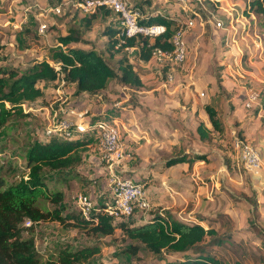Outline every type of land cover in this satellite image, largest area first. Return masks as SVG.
Returning a JSON list of instances; mask_svg holds the SVG:
<instances>
[{"label":"rangeland","instance_id":"1","mask_svg":"<svg viewBox=\"0 0 264 264\" xmlns=\"http://www.w3.org/2000/svg\"><path fill=\"white\" fill-rule=\"evenodd\" d=\"M10 1L0 0V71L23 69L39 60L52 64L49 49L57 45L58 37L74 30L82 42L71 47L94 50L113 70L117 69V61L126 57L143 86L135 89L111 80L97 97L88 98L75 94L74 86L66 83L59 87V94L57 85L42 84L43 96L24 106L29 115L0 128V177L5 184L26 175L30 145L45 143L51 137L62 138L61 133H44L52 125L51 107L59 118V105L86 111L80 119L70 118L69 113L67 118L74 125L81 120L114 122L124 159L113 167L112 175L128 177L144 186L149 210L136 211L127 222H144L156 212L171 220L200 223L214 229L218 236L232 235V243L216 252L223 264H264V167L257 174L246 172L231 147L233 133L240 136L233 125V105L243 106L249 91L258 95V102L250 109L244 107V111L250 115L247 117H256L264 124V108L260 106V98H264V59L255 50V43L264 45V15L244 13L247 0H219L218 10L207 0L205 10L189 0L187 7L200 13L202 23L197 20L193 28L184 29L185 61L179 68H169L173 81L167 83L152 64L141 67L136 63V51L116 53L115 47L108 44L106 28L120 27L115 14L98 11L83 17L75 10L74 0H47L49 8H59L60 14L30 8L19 18L17 12L5 15V4ZM15 2H21L19 10L23 12L27 0ZM130 2L144 17L166 16L177 20L176 24L191 17L190 12L182 10L179 0ZM210 13L215 15L213 24L207 22ZM216 21L224 28H216ZM41 27L43 32L39 31ZM233 98L238 101L233 102ZM205 106L216 111L223 136L212 130ZM199 124L210 130L209 140L199 139ZM83 137L64 135L72 141ZM89 138L77 165L68 170L44 169L41 173L48 190L61 194L59 207L63 215L81 212L80 197H87L94 207L108 202L109 162L97 141ZM181 155H205L206 160L191 166H165L168 159ZM42 206L52 209L55 205L43 202ZM24 227L30 229L42 261L55 258L65 247L77 250L92 246L100 248L91 259L94 264H173L179 260L169 254L154 255L141 246L135 255L124 251L130 242L124 241L119 231L99 238L58 222H25Z\"/></svg>","mask_w":264,"mask_h":264},{"label":"trees","instance_id":"2","mask_svg":"<svg viewBox=\"0 0 264 264\" xmlns=\"http://www.w3.org/2000/svg\"><path fill=\"white\" fill-rule=\"evenodd\" d=\"M104 13L108 14L109 11L104 10ZM244 13L264 15V0H247ZM145 20L147 24L164 25L165 32L152 40L127 39L116 49V53L124 51L126 47H133L139 58L148 62L154 49L172 50L170 39L177 28L175 21L160 15L146 17ZM262 26L264 28V22ZM118 33L119 29L114 30L110 26L106 28L104 34L111 47L115 45ZM81 42L82 39L74 30L57 38V45L48 52L49 60L58 64V70L48 61L39 60L23 69L0 71V128L13 119L27 117L29 112L25 111L24 106L41 98L43 93L40 86L53 83L60 75L66 85L74 86L75 94H85L88 98L97 97L111 80L135 89L143 86L136 69L126 57L120 58L117 69L113 70L94 50L70 46ZM166 69L167 67L161 69L163 78ZM260 99V106L264 108V98ZM204 111L212 130L223 136V127L216 111L210 106H205ZM196 133L200 140L207 141L211 132L199 124ZM88 139L87 135L77 141L51 137L45 143H34L27 152L26 175L9 184H5V180L0 177V264H94L91 259L100 252L99 246L77 250L65 247L56 253L55 258L42 261L34 239L29 234L30 229L24 227L25 222L31 225L58 222L63 227H73L99 238L110 237L119 231L122 239L130 242L124 251L133 255L141 246L154 255L164 253L176 256L179 260L173 264H223L216 252L232 243V235L218 236L214 229H206L200 223L171 220L156 212H151L146 221L134 224L127 222L126 219L130 216L116 219L103 212H92L88 219L82 217L80 212L63 215L62 208L59 207L62 202L61 194L48 190L41 173L44 169L68 170L77 165L82 152L86 150ZM205 160V155H181L168 159L165 166H191L194 162ZM43 202L55 206L47 209L42 206ZM106 203L99 208H104ZM136 211L139 210H134L133 214ZM199 220L202 222L201 218ZM233 264L242 262L235 261Z\"/></svg>","mask_w":264,"mask_h":264},{"label":"built area","instance_id":"3","mask_svg":"<svg viewBox=\"0 0 264 264\" xmlns=\"http://www.w3.org/2000/svg\"><path fill=\"white\" fill-rule=\"evenodd\" d=\"M193 1L199 8L205 10V0ZM207 1L213 6V8L218 10L217 3L219 0ZM187 2H189V0H179V3L182 5V10L184 12H190L191 17L187 18L183 23L177 24L176 31L170 39L172 50L164 51L154 49L148 62L142 61L139 56L136 58V63H138L139 66L145 67L152 64L158 72H161V69L167 67L164 75L165 82L167 83L173 81V76L171 71H169V68H179V66L185 61L186 45L183 39L184 29L193 28L197 20L202 23L200 13L187 7ZM72 4L78 15L83 17H90L100 10H108L117 16V22L120 24V27L118 28L119 33L115 37V49H118L123 45L127 39L149 38L152 40L165 32L164 25L145 23L147 21L145 20L146 16L144 17L140 10L131 4L130 0H74ZM49 12L54 13L55 15L60 14L59 8L50 9ZM213 17H215V15L210 13L207 22L213 24L211 20ZM175 22L178 21L175 20ZM214 26L219 29L224 28V24L219 21H216ZM42 30L43 27L39 29L40 32H43ZM255 50L259 51V56L264 59V45L260 42L255 43ZM124 51L131 54L135 51V48L126 47L124 48ZM51 65L55 70L59 69L57 63L52 62ZM53 84L58 86L57 94H59V87L65 84L62 75H60ZM257 102L258 95L256 93L253 91L246 93V100L244 103L245 108L250 109L253 105H257ZM50 110L52 114V125L49 124L45 129L44 133L47 136H50L53 133H61L63 139H69L64 138V135H71V138H78L87 135L97 141L99 150L103 153V157H105L106 161L109 162V200L106 203V206L104 208H99V206L94 207L92 203L87 200V197H80L78 205L80 207L81 216L88 219L92 212H103L111 217L119 219L131 216L134 210H149V201L142 184L125 176L119 177L112 175L113 167L121 163L124 159L123 149L119 142V131L116 128L115 123L107 122L105 120L90 122L81 120V122L75 123L74 125L72 121L67 118L68 115L70 114V118L76 117L80 119L86 114V111L76 112L73 111L74 109H63V107L59 105V112L61 115L59 118L56 109L51 107ZM231 147L237 161L246 172L257 174L260 171L261 156L259 150L254 145L242 136L233 133Z\"/></svg>","mask_w":264,"mask_h":264},{"label":"crops","instance_id":"4","mask_svg":"<svg viewBox=\"0 0 264 264\" xmlns=\"http://www.w3.org/2000/svg\"><path fill=\"white\" fill-rule=\"evenodd\" d=\"M15 0H11L10 2H6L5 4V15L7 14H14L15 12L19 13V18H23L25 15V11L29 10L30 8H39L44 9L45 12L47 9L50 10L47 0H27V6L24 8L23 12L22 10H19V6L21 2H15ZM18 1V0H16ZM20 1V0H19ZM33 15V14H31ZM10 17V16H8ZM7 23H9L7 21ZM14 28L17 26L14 25ZM80 95V94H79ZM233 98V102H237L238 99ZM243 99V98H242ZM89 102V99H88ZM234 106V111L232 113L233 115V125H236L235 128H237L238 132H240V135L249 141L252 145H254L260 152L261 155V167H264V124H260L258 122V118L256 117H247L250 116L246 114L244 111V105L243 106ZM264 114V109L262 110ZM264 170V168H262ZM262 175L264 176V171H262Z\"/></svg>","mask_w":264,"mask_h":264},{"label":"clouds","instance_id":"5","mask_svg":"<svg viewBox=\"0 0 264 264\" xmlns=\"http://www.w3.org/2000/svg\"><path fill=\"white\" fill-rule=\"evenodd\" d=\"M51 65V64H50Z\"/></svg>","mask_w":264,"mask_h":264}]
</instances>
